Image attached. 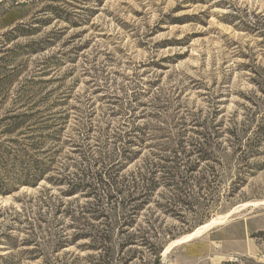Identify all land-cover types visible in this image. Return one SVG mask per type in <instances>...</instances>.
<instances>
[{
	"label": "rangeland",
	"instance_id": "obj_1",
	"mask_svg": "<svg viewBox=\"0 0 264 264\" xmlns=\"http://www.w3.org/2000/svg\"><path fill=\"white\" fill-rule=\"evenodd\" d=\"M42 117L52 176L92 164L120 192L0 195V264H264V0H0V142ZM205 140L193 206L161 187L140 209V160Z\"/></svg>",
	"mask_w": 264,
	"mask_h": 264
},
{
	"label": "trees",
	"instance_id": "obj_2",
	"mask_svg": "<svg viewBox=\"0 0 264 264\" xmlns=\"http://www.w3.org/2000/svg\"><path fill=\"white\" fill-rule=\"evenodd\" d=\"M27 100L29 101L26 105L31 107L30 110L39 108L44 103V99L37 101L33 95L28 96ZM17 118L19 116H12L10 119ZM52 119L54 118H38L23 131L15 132L14 137L0 142V195H11L23 187L38 189L43 181L57 188L61 185L67 186L66 192L70 196L76 195L86 188H92L93 191H96L97 186H103L109 192H120L117 187L115 190L113 189L116 183L111 172H109L110 170L102 167L93 172L92 167L94 166L92 164L62 167L63 173L73 169L74 172L68 175H63L60 172H56L54 176L50 174L54 172L55 155L59 152V150L53 149L61 143L59 134L61 128L54 129L57 127L55 124H48V121ZM49 143L50 145L47 146ZM206 143L205 140L204 144H190L189 147L192 149L187 152L183 148H179V150L173 151V158L161 156L155 162L150 159V156L142 158L139 164V208H143L161 187L172 188V194L167 199V206L163 207L167 212L172 214L175 211L178 212V206L179 209L193 206L190 202L193 182L187 178V175L195 172L199 163L205 161ZM79 147L82 148V146ZM185 153H188V156L189 154L196 155V161H184L181 155ZM140 155L141 152H139V157ZM151 155L154 156V154ZM182 173L184 175L179 179ZM204 179V177L201 178L197 183L200 185L201 180ZM146 230L144 229L145 234H147ZM139 239H142L140 243L149 245L153 254L159 258V244L157 242H150L149 238L144 236H140Z\"/></svg>",
	"mask_w": 264,
	"mask_h": 264
},
{
	"label": "bare ground",
	"instance_id": "obj_3",
	"mask_svg": "<svg viewBox=\"0 0 264 264\" xmlns=\"http://www.w3.org/2000/svg\"><path fill=\"white\" fill-rule=\"evenodd\" d=\"M219 222V220H212L209 223H205V225L200 226L199 228H197L195 231H193L192 233L181 237L178 240L172 241L163 251V255L167 254L169 252V250L177 245H181L182 243H186V242H190L191 240H193L196 237H200L203 233H205L206 231H208L210 228H212L215 224H217Z\"/></svg>",
	"mask_w": 264,
	"mask_h": 264
}]
</instances>
